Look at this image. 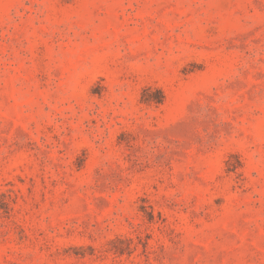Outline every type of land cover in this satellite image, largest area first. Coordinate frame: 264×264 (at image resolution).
I'll return each mask as SVG.
<instances>
[{"label":"rangeland","instance_id":"1","mask_svg":"<svg viewBox=\"0 0 264 264\" xmlns=\"http://www.w3.org/2000/svg\"><path fill=\"white\" fill-rule=\"evenodd\" d=\"M0 264H264V0H0Z\"/></svg>","mask_w":264,"mask_h":264}]
</instances>
